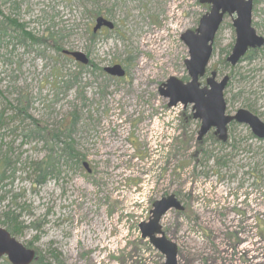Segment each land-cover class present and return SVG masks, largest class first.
Instances as JSON below:
<instances>
[{
	"label": "rangeland",
	"instance_id": "1",
	"mask_svg": "<svg viewBox=\"0 0 264 264\" xmlns=\"http://www.w3.org/2000/svg\"><path fill=\"white\" fill-rule=\"evenodd\" d=\"M252 2V26L264 37V0ZM208 10L198 0H0V160L12 169L0 184V222L7 213L12 237L41 262L163 264L138 225L173 195L184 210L167 212L160 226L177 264H264V142L234 127L223 148L209 134L197 144L190 107L167 109L158 94L170 77L188 82L180 35ZM98 17L111 29L93 35ZM22 34L49 35L89 63ZM234 40L224 17L208 72L232 76L229 114L245 106L264 114V49L232 71L224 61ZM113 66L124 77L103 73ZM58 131L90 173L57 155L56 173L35 186L32 165L58 149L46 138Z\"/></svg>",
	"mask_w": 264,
	"mask_h": 264
},
{
	"label": "water",
	"instance_id": "2",
	"mask_svg": "<svg viewBox=\"0 0 264 264\" xmlns=\"http://www.w3.org/2000/svg\"><path fill=\"white\" fill-rule=\"evenodd\" d=\"M200 5L209 6V11L202 16L195 30H187L180 35V41L186 47L188 59L184 61L188 82L184 83L173 77L168 78L158 88L161 98L167 100L166 108L171 109L181 105L183 109L191 107L192 120L199 122L196 141L200 142L212 129L221 143L227 140V126L234 122L249 128L251 134L257 139H264V125L249 112L239 110L234 116H225L223 90L228 81L224 77L216 82L215 74L206 81V87L201 88L199 79L205 74V69L211 59L213 41L225 16L235 18L232 20L235 40L231 53L227 57L230 66H235L246 52L261 49L264 39L257 36L251 26L252 0H198ZM111 29V25L98 18L95 20V33L100 27ZM80 65L88 64L87 58L79 52H63ZM104 73L111 77L121 78L124 75L119 66L105 68ZM82 167L90 173L86 163ZM170 210L182 212L183 207L177 199L170 195L152 204L150 218L140 223L138 229L142 240H147L154 250L164 257V264H177V247L169 241L161 231L159 222ZM5 257L10 264H31L35 259L33 250L25 248L0 228V258Z\"/></svg>",
	"mask_w": 264,
	"mask_h": 264
},
{
	"label": "trees",
	"instance_id": "3",
	"mask_svg": "<svg viewBox=\"0 0 264 264\" xmlns=\"http://www.w3.org/2000/svg\"><path fill=\"white\" fill-rule=\"evenodd\" d=\"M8 25H10V24H8ZM5 30H7V28ZM21 37L23 40L27 38L31 41V36L28 34H26L24 36L21 35ZM34 41H35V43H38L39 41L42 42V40H34ZM53 45H54V43H53ZM54 48L56 51H58V52L60 51V49L58 47H54ZM42 131L43 130H40L38 127L35 126L34 133L37 136H39L40 133H43ZM59 132H61V133H59ZM63 133L64 132H62V131H58L57 135H54V136L52 135V136L46 137V138H48V140H50V142L53 143V147H56L58 149H54V148L48 149L49 150V152L47 154L48 156L43 158L42 161H39V162L32 165L34 170H35V173H36L34 176V185L35 186H42L47 181V178L50 177V175L52 177V175H54L56 173L55 164L57 163V158H56L57 155H59L60 157L70 158L71 160H74L77 164L81 165V163L78 161L77 155L74 153V151L72 149V145L70 144V141H66V140H69V136L68 135L63 136ZM43 134L46 135V133H43ZM61 139H63V141H61ZM209 139H212L213 142L217 143L216 139L214 137H209ZM197 144H199V143H197ZM0 161H1L0 162V184H1L2 182L5 181V179H7L6 173L11 172L12 169L10 168V164H9L7 159H5L3 157V158H1ZM1 216L4 219V221L0 222V226L5 228L11 234V236H13L14 233H17V232H13V223L14 222L8 217V214L4 213ZM56 258L57 257H53V259H54L53 264H62L61 262L57 261ZM41 263L45 264V263L41 262L40 257L38 258L36 255V261L33 264H41Z\"/></svg>",
	"mask_w": 264,
	"mask_h": 264
},
{
	"label": "flooded vegetation",
	"instance_id": "4",
	"mask_svg": "<svg viewBox=\"0 0 264 264\" xmlns=\"http://www.w3.org/2000/svg\"><path fill=\"white\" fill-rule=\"evenodd\" d=\"M103 19V18H102ZM9 22V23H8ZM7 23L8 24H10L9 26H11L13 29H17V26H16V24L13 22V21H10V20H8L7 21ZM103 29H106L104 26H102V27H100L95 33H93L94 35L97 33V32H99V31H102ZM255 30V29H254ZM256 31V30H255ZM21 36V35H20ZM22 36H24L23 34H22ZM263 39H264V37L263 36H261ZM46 38V37H45ZM34 40H36V39H33L32 37H31V42L33 43V45L34 44H36V45H38V44H45V45H50V47H52L54 50H55V48L54 47H56L55 45H53V44H49V41L51 40V37L49 36V35H47V38L45 39V40H42V42H38V43H35V41ZM262 49H264V46L261 48V49H255V50H250V51H248L247 52V54L243 57V58H241L240 60H239V62L235 65V66H230L229 65V63L226 61L227 60V57L225 58V65H228V67L229 68H231V69H233L232 71H236L239 67H238V65L240 66L241 64H245V63H250L251 61H254L257 57H259V55H260V53H261V51H262ZM56 51V50H55ZM57 53H61V50L58 52V51H56ZM62 56H64V57H66V58H68L69 56H66V55H63L62 54ZM70 58V57H69ZM71 59V58H70ZM209 63H210V61H209ZM209 63H208V65H207V67H206V69H205V74H204V76L199 80V84H200V87L201 88H203V87H206V81L208 80V79H210L211 78V74L212 73H214L215 74V81H220V80H222L224 77H227L228 78V81H227V83H226V86H225V88H224V90H223V101H224V104H225V116H227V117H231V116H234L235 114H236V112L237 111H239V110H244V111H247V112H249L251 115H253V116H255L263 125H264V114H256V113H254L252 110H251V107H248V106H245V107H243L242 109H238V110H236L234 113H232V114H229V112H228V102L225 100V97H226V90L228 89V87H229V85H230V83H231V80H232V76L231 75H229V74H226V75H224V76H222L219 80H217V78H218V76H217V73L216 72H208V67H209ZM103 73H104V71H103ZM239 77V79L240 80H242V81H244V78L241 76V75H239L238 76ZM202 80H203V83H202ZM238 96H240L239 94H238ZM190 112H191V109H190ZM192 113V112H191ZM192 115V114H191ZM190 118H191V116H190ZM192 121V120H191ZM196 122V121H195ZM198 123V122H197ZM234 127H242V128H245V127H243V126H240V125H237V124H235L234 122H231L230 124H229V126H228V128H227V133L229 134V130L230 129H232V128H234ZM246 129V128H245ZM209 134V135H208ZM208 137H214V138H216V135H215V133H214V130H211L210 132H208ZM206 135V136H207ZM264 142V141H263ZM226 146V145H225ZM221 148H223L224 147V145H222V146H220Z\"/></svg>",
	"mask_w": 264,
	"mask_h": 264
}]
</instances>
